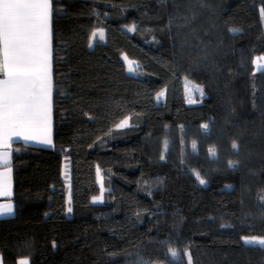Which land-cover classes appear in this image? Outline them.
<instances>
[{"label": "trees", "instance_id": "obj_1", "mask_svg": "<svg viewBox=\"0 0 264 264\" xmlns=\"http://www.w3.org/2000/svg\"><path fill=\"white\" fill-rule=\"evenodd\" d=\"M262 8L53 0V146L12 150L3 263L264 264V248L241 240L264 238Z\"/></svg>", "mask_w": 264, "mask_h": 264}, {"label": "snow or ice", "instance_id": "obj_2", "mask_svg": "<svg viewBox=\"0 0 264 264\" xmlns=\"http://www.w3.org/2000/svg\"><path fill=\"white\" fill-rule=\"evenodd\" d=\"M52 2L0 0V75L3 76L0 79V148L8 147L12 135L23 136L26 140L38 139L43 144L52 143ZM261 14L264 15V8ZM196 90L202 93V89L197 87ZM126 123L123 121L120 126ZM192 147L196 148L195 142ZM232 148L237 149L238 145L233 142ZM209 152L215 155L216 149L210 148ZM9 164V153L0 152V166ZM235 166L236 162L229 161V167ZM10 172L11 168L8 167V174ZM200 183L205 181L200 179ZM10 195V186L0 183V196ZM12 211L11 203L0 204V215ZM244 242L264 248V238H245ZM170 251L173 257L177 255L175 250Z\"/></svg>", "mask_w": 264, "mask_h": 264}, {"label": "crops", "instance_id": "obj_3", "mask_svg": "<svg viewBox=\"0 0 264 264\" xmlns=\"http://www.w3.org/2000/svg\"><path fill=\"white\" fill-rule=\"evenodd\" d=\"M50 34H51V38H50V49H51V58H50V62H51V74H52V93H51V140L52 143L51 144H43L40 143L38 139H29L26 140L24 139L23 136H16V135H12L9 142H8V147L7 148H0V152H7L9 153V158H10V164L8 166H0V174H5V175H0V183L6 184L10 186V196H0V204L3 205H7L9 203L12 204L13 206V211L10 214H5V215H0V218H5V217H11L14 215V203H13V171H12V165H11V161H12V150L15 147L16 144H25V145H30V146H38V147H45V148H52L53 146V114H52V106H53V71H52V33H51V19H50ZM3 76L0 75V79H2ZM66 165V169L68 170L67 174L69 175V165L68 162H64L63 166ZM8 167L11 168V172L10 174H8ZM62 172H63V167H62ZM66 180H68V176L66 177ZM67 187H68V183H66ZM68 189V188H67ZM66 200L67 202H69L70 200V191L69 189L67 190L66 193ZM22 262H26V260H19L18 264H22ZM0 264H4L3 263V259L2 256L0 255Z\"/></svg>", "mask_w": 264, "mask_h": 264}, {"label": "rangeland", "instance_id": "obj_4", "mask_svg": "<svg viewBox=\"0 0 264 264\" xmlns=\"http://www.w3.org/2000/svg\"><path fill=\"white\" fill-rule=\"evenodd\" d=\"M95 34V35H94ZM102 35L101 34V31H95L91 37V42L93 40V38L95 36H100ZM261 57H255L254 59V70H258L260 69L262 66H263V60L262 59H259ZM123 60L125 61V64H126V67H127V70L128 72L130 73H135L136 72V64L133 60H130L128 58H126L125 56H123ZM198 86L197 85H194V84H187L185 86V97H186V101L187 103L189 104H195V103H198V95H200V91H197L196 88ZM199 88V87H198ZM123 121H127V119H124ZM121 121L119 123V126L121 125V123L123 122ZM127 123L124 125L126 126ZM167 141H163V144H162V149L164 150L166 147ZM166 150V149H165ZM68 170L66 169V165L63 166V175H64V178H66L68 176L67 174ZM98 182H99V186H100V191H99V194L95 195L92 200L94 202H100L102 200V192H103V189H102V186H101V179H100V176H98ZM245 238H263V237H259V236H242L241 237V240L244 242V239ZM252 245H256V244H252Z\"/></svg>", "mask_w": 264, "mask_h": 264}]
</instances>
